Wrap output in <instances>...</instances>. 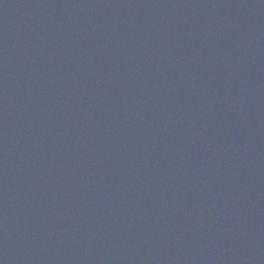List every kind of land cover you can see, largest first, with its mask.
Segmentation results:
<instances>
[{"label": "water", "instance_id": "water-1", "mask_svg": "<svg viewBox=\"0 0 264 264\" xmlns=\"http://www.w3.org/2000/svg\"><path fill=\"white\" fill-rule=\"evenodd\" d=\"M0 264H264V0H0Z\"/></svg>", "mask_w": 264, "mask_h": 264}]
</instances>
